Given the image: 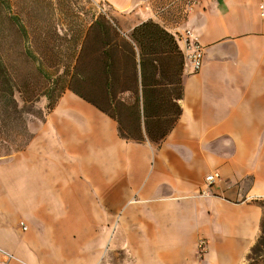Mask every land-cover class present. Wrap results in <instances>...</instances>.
<instances>
[{
	"label": "crops",
	"instance_id": "obj_1",
	"mask_svg": "<svg viewBox=\"0 0 264 264\" xmlns=\"http://www.w3.org/2000/svg\"><path fill=\"white\" fill-rule=\"evenodd\" d=\"M97 1L71 54L61 52L75 68L92 33V99L64 76L45 94L54 103L31 113L25 147L0 157V264H260L248 257L264 217V0H185L182 11ZM148 21L181 51L186 29L204 48L196 72L172 53L181 112L159 144L123 138L98 105L132 103L135 84L142 95L122 43L135 45L131 33Z\"/></svg>",
	"mask_w": 264,
	"mask_h": 264
},
{
	"label": "rangeland",
	"instance_id": "obj_2",
	"mask_svg": "<svg viewBox=\"0 0 264 264\" xmlns=\"http://www.w3.org/2000/svg\"><path fill=\"white\" fill-rule=\"evenodd\" d=\"M184 1L162 0V4H171L169 10L176 5L174 10L178 6L182 11ZM100 4L97 0H0V157L25 147L31 113L40 115V104L54 103L57 97L46 101L45 94L51 88L59 90L64 76L69 79L74 73L92 99V33L75 68L65 70L61 52L71 54L72 42L80 38L79 28L89 26ZM15 16L25 27L24 33L15 25ZM251 256L250 262L264 264V246Z\"/></svg>",
	"mask_w": 264,
	"mask_h": 264
},
{
	"label": "trees",
	"instance_id": "obj_3",
	"mask_svg": "<svg viewBox=\"0 0 264 264\" xmlns=\"http://www.w3.org/2000/svg\"><path fill=\"white\" fill-rule=\"evenodd\" d=\"M13 21L24 33L25 27L19 17L15 16ZM100 23L103 26L110 25L108 21H100ZM130 38L135 45L130 42L122 43V48H126L131 78L138 81L141 77L142 95L139 94V88L135 84L132 89L136 95L132 98V103L112 96L98 100V105L118 120L119 132L123 138L135 141H143L147 138L159 144L172 129L181 112L179 105V100L182 98L181 80L176 70L173 73L168 68V63L172 59L173 52L180 54L179 62L183 60L184 55L175 44L174 38L153 21L136 27ZM115 40L117 42L114 43L118 47L121 46L120 41ZM135 47L139 49L138 56ZM157 75H159L158 79ZM167 77L170 81L168 84L165 82ZM52 104L51 102L50 106ZM18 110L19 106L15 101L14 112ZM257 202L264 208V199ZM261 246H264V217L262 234L248 257L249 261L253 259L251 255L257 253Z\"/></svg>",
	"mask_w": 264,
	"mask_h": 264
},
{
	"label": "built area",
	"instance_id": "obj_4",
	"mask_svg": "<svg viewBox=\"0 0 264 264\" xmlns=\"http://www.w3.org/2000/svg\"><path fill=\"white\" fill-rule=\"evenodd\" d=\"M194 2L195 0H189L187 2V7L190 8ZM179 41L182 42V53L184 55L185 63L190 66L193 71H199L204 61V48L197 36L192 30L186 29L183 33L179 34ZM217 177V174H210L206 177V181L210 185ZM202 194L207 195L209 192L208 190H204ZM198 248L199 253L203 254L206 251V241L200 240Z\"/></svg>",
	"mask_w": 264,
	"mask_h": 264
}]
</instances>
